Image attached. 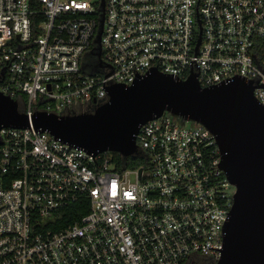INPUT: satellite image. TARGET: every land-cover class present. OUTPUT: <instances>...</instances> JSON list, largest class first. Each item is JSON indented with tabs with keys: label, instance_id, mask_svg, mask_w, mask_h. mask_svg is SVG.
I'll return each mask as SVG.
<instances>
[{
	"label": "built area",
	"instance_id": "obj_1",
	"mask_svg": "<svg viewBox=\"0 0 264 264\" xmlns=\"http://www.w3.org/2000/svg\"><path fill=\"white\" fill-rule=\"evenodd\" d=\"M194 60L202 87L236 74L264 84V0H0V91L30 119L93 113L110 99L104 86L132 85L135 69L187 79ZM254 95L264 105V87ZM54 137L32 123L0 130V264L221 257L208 247L222 248L237 189L202 124L164 112L140 127L121 165ZM129 158L143 162L127 168ZM75 204L88 211L47 227Z\"/></svg>",
	"mask_w": 264,
	"mask_h": 264
},
{
	"label": "water",
	"instance_id": "obj_2",
	"mask_svg": "<svg viewBox=\"0 0 264 264\" xmlns=\"http://www.w3.org/2000/svg\"><path fill=\"white\" fill-rule=\"evenodd\" d=\"M102 24L96 38L98 56ZM190 65L187 79L152 66L143 75L135 69L132 85L104 86L108 102L93 113L73 116L36 111L30 119L16 100L0 91V130L32 123L33 132L48 131L93 158L103 151L127 158L137 151L140 127L164 112L202 124L215 136L219 167L237 189L222 229L223 246L208 247L221 250L215 264H264V105L254 95V88L264 84L254 86V80L236 74L202 87L200 66L196 60Z\"/></svg>",
	"mask_w": 264,
	"mask_h": 264
},
{
	"label": "trees",
	"instance_id": "obj_3",
	"mask_svg": "<svg viewBox=\"0 0 264 264\" xmlns=\"http://www.w3.org/2000/svg\"><path fill=\"white\" fill-rule=\"evenodd\" d=\"M115 160L118 162L119 165H121V158L118 153H114ZM143 162V159L137 158V159H127L125 162V167L127 168H135L140 163ZM88 211V207H85V209H81L79 207V204L71 205L68 209L62 210L56 215H54L53 218L48 223V228H51L53 230H56L60 227L68 225L69 222H72L75 219H78L80 216H82L84 213ZM205 262L203 264H215L214 261L203 258Z\"/></svg>",
	"mask_w": 264,
	"mask_h": 264
},
{
	"label": "rangeland",
	"instance_id": "obj_4",
	"mask_svg": "<svg viewBox=\"0 0 264 264\" xmlns=\"http://www.w3.org/2000/svg\"><path fill=\"white\" fill-rule=\"evenodd\" d=\"M193 125V122H188L187 123V126H192ZM205 262V260L203 259H197V260H194L192 264H203Z\"/></svg>",
	"mask_w": 264,
	"mask_h": 264
}]
</instances>
